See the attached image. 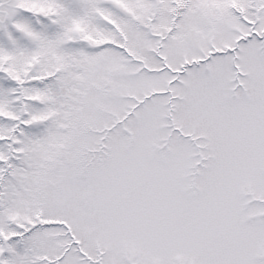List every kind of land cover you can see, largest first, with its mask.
I'll return each mask as SVG.
<instances>
[{"label":"snow or ice","instance_id":"obj_1","mask_svg":"<svg viewBox=\"0 0 264 264\" xmlns=\"http://www.w3.org/2000/svg\"><path fill=\"white\" fill-rule=\"evenodd\" d=\"M0 264H264V0H0Z\"/></svg>","mask_w":264,"mask_h":264}]
</instances>
